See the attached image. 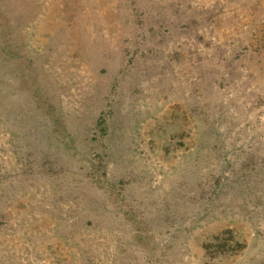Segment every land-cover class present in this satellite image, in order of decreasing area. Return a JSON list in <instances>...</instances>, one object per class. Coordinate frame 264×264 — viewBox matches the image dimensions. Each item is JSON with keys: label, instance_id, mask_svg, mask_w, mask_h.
<instances>
[{"label": "rangeland", "instance_id": "rangeland-1", "mask_svg": "<svg viewBox=\"0 0 264 264\" xmlns=\"http://www.w3.org/2000/svg\"><path fill=\"white\" fill-rule=\"evenodd\" d=\"M0 264H264V0H0Z\"/></svg>", "mask_w": 264, "mask_h": 264}]
</instances>
